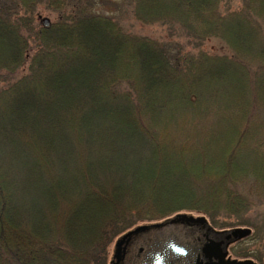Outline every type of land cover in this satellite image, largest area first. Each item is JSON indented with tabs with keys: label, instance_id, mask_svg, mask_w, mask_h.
Returning a JSON list of instances; mask_svg holds the SVG:
<instances>
[{
	"label": "trees",
	"instance_id": "16d2710c",
	"mask_svg": "<svg viewBox=\"0 0 264 264\" xmlns=\"http://www.w3.org/2000/svg\"><path fill=\"white\" fill-rule=\"evenodd\" d=\"M223 1L134 0L162 41L95 0H0V264H110L125 232L180 214L258 227L264 0Z\"/></svg>",
	"mask_w": 264,
	"mask_h": 264
},
{
	"label": "water",
	"instance_id": "95a60500",
	"mask_svg": "<svg viewBox=\"0 0 264 264\" xmlns=\"http://www.w3.org/2000/svg\"><path fill=\"white\" fill-rule=\"evenodd\" d=\"M40 22L51 24L47 17ZM251 233L249 227L217 230L204 217L180 214L124 233L115 243L110 264H257L228 256L229 246Z\"/></svg>",
	"mask_w": 264,
	"mask_h": 264
},
{
	"label": "rangeland",
	"instance_id": "374dc122",
	"mask_svg": "<svg viewBox=\"0 0 264 264\" xmlns=\"http://www.w3.org/2000/svg\"><path fill=\"white\" fill-rule=\"evenodd\" d=\"M241 6V0H224L221 3L220 11L223 13L231 12L238 9ZM95 13L107 15L116 19L124 28L125 31L149 36L157 40H164L167 37L169 28L167 26L146 25L137 21L134 17V0H95V6L93 7ZM47 17L51 21L56 18V14L51 11H47L40 6L39 16ZM182 42V40H181ZM183 43V42H182ZM204 51H207L215 55H227L228 49L222 41L219 39H209L204 43L202 47ZM196 139H193V142ZM254 208L247 215L256 222L257 228L250 227L252 233L245 239L231 245L228 250V255L232 259L244 260L252 259L257 264L264 262V200L260 203L253 205ZM194 217H200V214L193 213ZM247 217V218H248ZM227 223H231V219H222ZM236 227H248V226H236ZM219 230L218 227H215ZM228 229V228H226ZM114 243L108 248L109 258L112 257ZM261 261V262H260Z\"/></svg>",
	"mask_w": 264,
	"mask_h": 264
}]
</instances>
